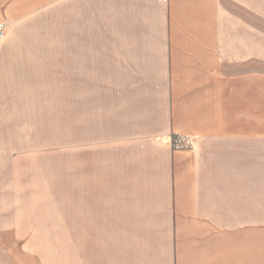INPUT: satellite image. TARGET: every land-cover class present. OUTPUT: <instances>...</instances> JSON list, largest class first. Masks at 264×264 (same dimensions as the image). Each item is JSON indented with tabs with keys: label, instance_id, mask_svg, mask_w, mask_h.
<instances>
[{
	"label": "crops",
	"instance_id": "crops-1",
	"mask_svg": "<svg viewBox=\"0 0 264 264\" xmlns=\"http://www.w3.org/2000/svg\"><path fill=\"white\" fill-rule=\"evenodd\" d=\"M48 1L7 13L28 48L0 41V264L29 262L5 235L48 233L35 208L5 212V107L56 72L76 128L75 264H264V0H59V55Z\"/></svg>",
	"mask_w": 264,
	"mask_h": 264
},
{
	"label": "rangeland",
	"instance_id": "rangeland-1",
	"mask_svg": "<svg viewBox=\"0 0 264 264\" xmlns=\"http://www.w3.org/2000/svg\"><path fill=\"white\" fill-rule=\"evenodd\" d=\"M6 18L0 28L5 33V48H28V43L13 41L18 31L8 19L7 13L18 0H3ZM59 0L48 1V51L60 53ZM18 29V27H17ZM16 32V33H14ZM44 48L43 43H36ZM69 95L71 91L68 92ZM63 91L60 73L48 74V90L21 91L18 106L6 105V114L17 119L11 136L4 137L5 144V212L13 215L24 209L35 208L36 224L48 233L5 235L13 248L14 259H29L28 264H75L77 257V153L76 128L67 118L62 104ZM31 102V104H25ZM19 119V120H18ZM69 119V120H68ZM102 199H107L108 187L101 188ZM118 189V188H117ZM107 209L108 202L101 201L97 208ZM39 229V228H38ZM104 228H102L103 230ZM81 241H108L107 233L88 237Z\"/></svg>",
	"mask_w": 264,
	"mask_h": 264
},
{
	"label": "built area",
	"instance_id": "built-area-1",
	"mask_svg": "<svg viewBox=\"0 0 264 264\" xmlns=\"http://www.w3.org/2000/svg\"><path fill=\"white\" fill-rule=\"evenodd\" d=\"M3 27L0 28V33L2 34ZM170 147L175 151H185L189 150L194 145V140L188 136H173L169 140Z\"/></svg>",
	"mask_w": 264,
	"mask_h": 264
}]
</instances>
